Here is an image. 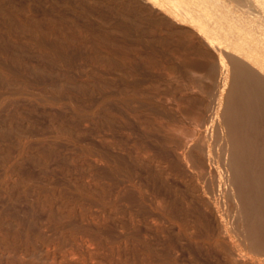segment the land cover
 Here are the masks:
<instances>
[{
	"label": "rangeland",
	"instance_id": "1",
	"mask_svg": "<svg viewBox=\"0 0 264 264\" xmlns=\"http://www.w3.org/2000/svg\"><path fill=\"white\" fill-rule=\"evenodd\" d=\"M145 3L0 0V264L51 263L47 248L61 264L73 230L95 232L106 242L100 252L111 248L126 264H149L144 244L166 260L193 264L183 220L168 213L174 205L183 211V186L166 175L167 121L157 114L170 108V91L190 76L186 64L199 65L198 46L184 45L188 29L170 25L162 10ZM122 54L136 66L145 124L135 136L148 156L124 144L116 102H100L118 89ZM106 113L115 120L106 122ZM62 236L66 245L59 248Z\"/></svg>",
	"mask_w": 264,
	"mask_h": 264
},
{
	"label": "bare ground",
	"instance_id": "2",
	"mask_svg": "<svg viewBox=\"0 0 264 264\" xmlns=\"http://www.w3.org/2000/svg\"><path fill=\"white\" fill-rule=\"evenodd\" d=\"M142 1L162 10L170 19V25L188 29L183 33L184 45L198 46L199 65L186 64L190 76L183 78V86L170 91V108L160 110L161 114H157L159 110L155 111L167 121L162 145L169 148L166 146L168 149L161 152L168 166L166 175L183 186V211L174 205L169 207L168 213L172 219L183 220V237L189 244L185 247L188 261L205 264L204 258L213 264H264V0ZM122 56L118 89L100 102L102 105L111 100L116 102L119 110L116 119L125 137L124 144L130 143L131 147L142 152H139L141 156H148L149 147L138 143L135 136L140 124H145L141 120V89L137 78H134L136 66L129 64L132 61H127V58L123 60ZM152 110L154 113L155 109ZM105 116L106 122L115 120L110 114ZM104 161L107 162V158L104 157ZM89 199L96 202L94 198ZM67 212L70 216L71 212ZM67 235L70 250L61 254V264L127 263L119 257L115 259L111 248L107 253L100 252L106 242L95 232L73 230ZM64 240L66 238L62 236L59 248L66 245ZM142 246L149 264H176L157 255L147 245ZM77 250H82L80 258L73 261L70 257L77 254ZM23 253L31 256L33 250L30 255L28 250ZM50 253L53 252L47 248L44 259L50 260L52 255V262L47 263L55 264V255Z\"/></svg>",
	"mask_w": 264,
	"mask_h": 264
}]
</instances>
